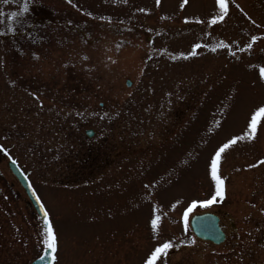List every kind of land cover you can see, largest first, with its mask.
Wrapping results in <instances>:
<instances>
[{
	"label": "rangeland",
	"instance_id": "1",
	"mask_svg": "<svg viewBox=\"0 0 264 264\" xmlns=\"http://www.w3.org/2000/svg\"><path fill=\"white\" fill-rule=\"evenodd\" d=\"M227 6L209 23L216 0H0V264L47 247L9 160L48 213L52 264H145L164 241L155 264H264V114L221 154L223 198L199 203L215 150L264 105V0ZM204 211L228 246L195 238Z\"/></svg>",
	"mask_w": 264,
	"mask_h": 264
},
{
	"label": "snow or ice",
	"instance_id": "2",
	"mask_svg": "<svg viewBox=\"0 0 264 264\" xmlns=\"http://www.w3.org/2000/svg\"><path fill=\"white\" fill-rule=\"evenodd\" d=\"M5 3H7V0H4ZM69 2H71V0H69ZM160 0H157V4H159ZM218 6H219V14L218 15H214L209 23H216L217 21H221L224 19V17L226 16L227 12H228V6H227V0H216ZM184 6V2L181 3V7ZM27 9V4H24L21 7V11H25ZM141 11H144L143 9H141ZM9 20L12 19L11 16L8 17ZM11 30V29H9ZM257 39V37L253 36L252 40L255 41ZM195 47H199V45H194ZM245 47H251V44L246 45ZM261 77L264 78V69H261ZM262 114H264V105L258 107L257 109L254 110V112L252 113L251 119L248 122V131L244 134V136H234L231 139H229L226 143L221 144L214 152L212 159H211V176L213 181H215V192L213 193L211 199L209 200H204V201H200V205L201 206H205L207 204L212 203L217 197L223 198L224 196V188H223V180L222 178L217 174V166H218V162L221 158V154L229 148L230 145H233L234 143H236L238 140L244 139L245 137H247V139L251 140L255 137L256 133H257V124H258V120L257 117L261 116ZM3 150V149H0ZM256 164H264V158H262L261 160H257ZM256 164H250L248 165V167L252 168L255 167ZM39 202V201H38ZM197 201H192L191 204H189L188 208L185 209L184 212V216L187 217V214L189 211H191L192 207H194L196 205ZM41 211H44V207L43 205H41ZM44 223L47 226L45 229V239H44V244L49 248V249H54L56 246V241H55V236L53 234L52 231V227L48 221V213L46 211H44ZM160 217L159 216H153L152 220H151V225H152V229L155 232L156 228H157V224L159 221ZM181 243H183V241H181ZM189 243H191V241H189ZM173 247V245L169 242V241H164L163 243H159L150 253V255H148L147 259L145 260V264H155V261L157 260V258L161 255H164L167 253V250L169 248Z\"/></svg>",
	"mask_w": 264,
	"mask_h": 264
},
{
	"label": "water",
	"instance_id": "3",
	"mask_svg": "<svg viewBox=\"0 0 264 264\" xmlns=\"http://www.w3.org/2000/svg\"><path fill=\"white\" fill-rule=\"evenodd\" d=\"M126 84L127 85L129 84L128 80L126 81ZM85 134L87 136H91L93 134V131L91 129H86ZM7 164L13 175L17 178L20 185L24 189L35 211L39 215L43 226L47 227L44 223L45 210L41 211V203L38 197L36 196L33 188L31 187L29 180L14 161H8ZM189 223L192 232L201 239H208L213 241L214 243H220L224 239V233L218 224V217L213 213L204 212V213L194 214L191 216ZM51 262H52L51 249L46 248L42 253V255L36 258L35 260H33L30 264H51Z\"/></svg>",
	"mask_w": 264,
	"mask_h": 264
},
{
	"label": "flooded vegetation",
	"instance_id": "4",
	"mask_svg": "<svg viewBox=\"0 0 264 264\" xmlns=\"http://www.w3.org/2000/svg\"><path fill=\"white\" fill-rule=\"evenodd\" d=\"M223 225V224H222ZM223 229H224V231H225V240L221 243V244H224V245H226V246H228L227 245V242H228V240H229V232H228V230L225 228V226L223 225ZM209 243H211V242H209ZM250 256L251 257H253V254H250ZM180 264V263H178V262H174V264Z\"/></svg>",
	"mask_w": 264,
	"mask_h": 264
}]
</instances>
